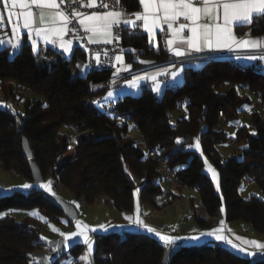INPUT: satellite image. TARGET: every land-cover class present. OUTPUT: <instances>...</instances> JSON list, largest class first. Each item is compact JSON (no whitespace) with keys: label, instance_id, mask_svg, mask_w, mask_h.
Returning a JSON list of instances; mask_svg holds the SVG:
<instances>
[{"label":"trees","instance_id":"16d2710c","mask_svg":"<svg viewBox=\"0 0 264 264\" xmlns=\"http://www.w3.org/2000/svg\"><path fill=\"white\" fill-rule=\"evenodd\" d=\"M122 1L129 12L140 7L139 0ZM246 29L262 35L264 20L238 28V32L245 33ZM149 39L140 29L125 27L122 43L127 60L134 66L140 64V59L157 62L167 59L162 40L152 46ZM138 48L143 50L140 59L134 56ZM60 52L49 46H41L34 52L27 36H23L20 50L14 56L10 55V46L0 49L3 83L0 92L13 99L24 98L26 94L23 112L8 102L0 106V172L34 181L23 151L26 137L44 180L60 181L65 192L89 207L104 197L121 211L133 212L138 200L142 205L163 210L181 198L182 194H174V190L193 188L199 193L201 206L195 207V198L191 206L194 220L201 227L211 226L225 213L227 221L243 222L264 236V196L244 198L240 193L248 177L264 193V111H255L252 123L246 120L234 132L239 146L247 147L242 157L225 158L218 150V145L229 142L228 133L220 128L223 124L220 112L225 119L239 121L245 105L250 108L257 100L233 83L259 92L264 103V73L254 67L241 69L226 60L208 61L200 68L186 66L183 84L167 88L160 97L143 86L138 95H125L115 101L119 110L136 121L139 131H134L130 125L95 108L94 101H102L113 88V73L88 70L81 75L77 65L87 63V50L78 46L72 57ZM223 82L230 86L219 90L217 85ZM183 99L185 113L175 117ZM168 113L175 123L169 121ZM67 126L77 133L78 145L74 157L61 163L60 155L70 149L71 135L64 130ZM131 130L138 135L137 139L130 134ZM86 133L89 135L85 136ZM196 138L203 155L220 174L219 186L205 172V157L188 147L195 144ZM161 158L176 173L181 186L169 187ZM46 195L45 189L35 186L0 194V213L36 209L61 224L63 212ZM42 230L38 219L30 215L22 223L13 216L0 218V264H36L34 256L45 247L40 239ZM94 238L95 264H163L168 250L167 264H264L213 243L184 244L171 249L160 239L138 231L98 233ZM85 248L82 242L72 245L54 264H62L70 256L79 258Z\"/></svg>","mask_w":264,"mask_h":264},{"label":"snow or ice","instance_id":"6c2138e0","mask_svg":"<svg viewBox=\"0 0 264 264\" xmlns=\"http://www.w3.org/2000/svg\"><path fill=\"white\" fill-rule=\"evenodd\" d=\"M97 3V0H88L85 4L84 0H0V5H3L6 10L15 8L16 6L28 7L35 6L38 11H25L23 13H13L8 10L7 15L9 21L13 16H16L15 26L13 32L19 35V28L28 30V38L31 41L33 51H38V41L33 36L43 40L45 43H51L54 46H59L61 55H70L72 53V41L64 40V36L70 32L76 33L80 38L78 29L71 24L72 19H77L80 26L84 28V31L91 33L88 37L90 43H111V40L107 39L111 35V29L113 26H119L121 23L129 26L133 31L137 29H143L150 35L149 43H154L155 30L159 29L164 32L171 30L173 38H166V45L172 50V53L177 56H184L190 54L188 50L194 49L195 51H202L205 47L209 51H218L227 49L233 50V45L240 48H256L264 47V37H255L250 39L238 38L234 35L233 28H244L251 26L254 22L264 20V0H139V4L142 5V12L127 13L126 10L108 11V12H95L91 15L78 12L73 5L93 7ZM119 3V0H116ZM67 4L71 11L61 9V5ZM103 8H107V3H101ZM20 16L23 17L22 24L20 23ZM134 17V19H133ZM4 21L3 14H0V23ZM142 23H137V22ZM166 26V29L165 27ZM185 30H188L191 35L185 37L182 35ZM247 35V34H246ZM105 37L103 41L99 37ZM118 38V37H115ZM0 46L12 48L10 55H16L21 46V40L15 41L9 39L7 41L0 39ZM116 61H121L122 58L119 55L114 57ZM236 59H247L249 61H255L257 59L264 60V57H256L249 55L246 57H236ZM141 63H152L150 61H140ZM102 64L100 55L97 53L95 58V66ZM94 65L92 63H85L77 65L80 69L81 75H84ZM130 68L131 65H128ZM181 65V71L183 70ZM264 72V67L259 69ZM159 75H170L173 86L179 81V74L177 72L167 73L166 70H158ZM151 79L154 84V91L160 93L162 91L160 82L157 81V75L151 77L134 76L131 80H126L125 84L129 89H137L138 84L143 79ZM114 92L108 91L105 100H112L114 98ZM98 107H104L100 101H94ZM46 106V105H45ZM10 107V106H9ZM248 106L245 105V108ZM239 123V122H233ZM131 127L134 126H129ZM197 143L195 145L189 144L188 147L199 148V138H196ZM180 142V138L177 139ZM207 163V162H206ZM208 171L212 172L213 179L216 178L215 169L211 165H207ZM23 189H31L34 187L32 184H24L21 186ZM35 187L43 188L51 192V182H37ZM243 190V189H242ZM139 191V190H137ZM55 196V193H51ZM139 211V205L137 204V212ZM4 215L0 213V216ZM131 220V226L141 228L142 230L154 234L159 237L164 243L165 247L174 249L179 246V241L187 239L193 242H199L204 237H213L215 240L225 243L233 248L234 251L241 253L242 255L252 256L253 253L247 252L246 249L234 244L232 240L223 235H217L218 229L209 230L207 233H201L199 236H193L189 238L173 237L167 234H161L155 229L144 224V222L137 216L135 219L126 217ZM223 224V221H220ZM76 227L80 231L72 232L70 234L60 233L64 237L63 244L68 246V241L71 239L72 244L75 245L77 239L83 238L81 242L87 246L88 253L92 251V242L89 237L84 233L81 225L77 222ZM87 227V226H84ZM104 227V226H101ZM54 231L58 229L53 228ZM93 231L95 229H92ZM106 230V229H105ZM75 238V239H73ZM40 239H45L41 237ZM242 239V238H240ZM248 245L254 246L258 249H264V244L258 241H246ZM61 245H57L60 248ZM81 260H87L88 255L80 257Z\"/></svg>","mask_w":264,"mask_h":264},{"label":"crops","instance_id":"0c3cea01","mask_svg":"<svg viewBox=\"0 0 264 264\" xmlns=\"http://www.w3.org/2000/svg\"><path fill=\"white\" fill-rule=\"evenodd\" d=\"M57 2L59 3V0H57ZM140 8L142 11V5H140ZM8 10L12 11L13 13H23L25 11H38L37 9H35V6L22 7L19 5L16 6L15 8H11V6H9ZM8 10H6L3 5H0V11L4 16V21L1 23L2 29L0 31H7L5 38H4L5 41H7L8 37H11V39H12V37L15 35L16 39H20L22 42L23 36H27V38H28V30L20 27L19 28V35L14 33L13 27L15 26V21L17 18H16V16H13L12 20L9 21L8 15H7ZM112 11H117V10H112ZM104 12H108V11H104ZM136 12H130L129 14L136 13ZM92 13H95V12L85 13V14L91 15ZM133 19H134V17H133ZM22 20H23V17L20 16V23L21 24H22ZM137 23H142V22L138 21ZM120 25H123L124 27H129V26H126L122 23ZM68 27H69V25H68ZM116 27L117 26H113V28L111 29V35L108 36L107 39H109L111 41L115 40V29H116ZM164 27L166 29V26H164ZM141 31L143 34H146L150 38V35L147 32H145L142 28H141ZM233 32H234V35L236 37L244 38V39H250V38H255V37H264V34H262V35L252 34L250 29H246L245 33L241 34L238 32V28L234 27ZM161 33H162V31H160L159 29L155 30V39L158 38L161 35ZM165 33H166V38H173L171 35V30H166ZM89 35H91V33H87V39H88ZM182 35L185 37H189L191 35V33L188 30H185L184 33H182ZM33 38L37 39L38 48H40L41 46H49V47H52L58 51H62L61 49H59V46H58L59 42L57 43L56 46H54L51 43H45L43 40H40L39 38H37L35 36H33ZM99 38L101 39V41H103V39H105V37H103V36H101ZM28 40H29V38H28ZM64 40L65 41H68V40L72 41V53L70 55H67V56L65 55L66 57H72L74 52H75V49L78 46L84 48L83 39H80V38L72 39L67 34L64 36ZM29 42L31 44L30 40H29ZM100 43H103V42H100ZM156 45H157V43L155 44V46ZM3 47L5 48V46H2L0 48L2 49ZM218 51L235 52L238 54L236 57H238V56L239 57H246L249 55H254L258 58L264 57V47L240 48V47H236L235 45H233L232 51H228L227 49H222V50H218ZM188 52L190 54H186L184 56H189V55L199 54V53H204V52H212V51H209L205 47L202 51H199V52L195 51L194 49L188 50ZM166 53L168 55L175 56L172 53V50L170 48H168V46L166 49ZM118 55L122 58V60L119 62L116 61L117 70H116L115 74H113V76L111 77V84L113 85V88L114 87L119 88V90H120V96L118 97V99L120 97H122L121 95H123V96H125V95H138L141 92L142 87L147 86V82H152L150 78L149 79H143L139 82L137 89H129V88H127V85L125 84V81L131 80L134 76H138V75L139 76H145V75H147V77H151L152 75H157V81L160 82L162 91L160 93H157L156 91H154V87H153V91L159 97L163 95L164 91L167 88L179 87L184 82V69H185L186 65H183L184 67H183L182 71H181V65L176 66L172 70V72H177L179 74V77H180L179 81L175 84V86H173L170 75H169L170 81H169V83H166L165 81H163V77L165 75H159L158 74V70H166V72H168V69L166 67L151 68V69L145 70L141 73H138L136 75L130 76L123 81H119L118 80L119 74H122L126 71L133 70L134 68H137V67L150 66V65L156 63L157 61H151L148 59H140V61H150L152 63H141L140 62L139 65L134 66L133 62H130L127 60L126 50H121ZM184 56H180V57H184ZM236 60L241 61L243 64H245L248 67H258V66L264 67V60H261V59H257L255 61H249L247 59H236ZM191 64H192V66H195L196 68H200L204 65V63H200V62H193ZM128 65H131V67L129 68ZM118 99H115V100H113V99L112 100L102 99V101H100V102L104 103V102H109V101H117ZM258 102H259L258 100H254L252 106L250 107L251 111H253V112L259 111ZM244 121H246V120H244ZM215 172H216V178L213 179V176L211 178L216 183V185L219 186L220 174H219L217 169L215 170ZM4 173H6L7 175H15V174H11V173L6 172V171ZM47 180H49L52 183V186H51L52 190H51V192H47V194H51V193L56 194V191L54 188V183L52 182V180L50 178H48ZM26 181H27L26 184H32L34 186L36 185L34 181H31V180H26ZM245 181H246V185L244 186L243 190H241V188H240V193H241L242 197L250 198L253 195L259 196L261 194V191H263V190H260L259 188H257L258 186L257 187L255 186L256 183L251 178L248 177L245 179ZM1 182H5V181L2 180ZM185 189H189L188 192H191L193 188H182L181 190H174V192H175L174 194H182L181 197H183L184 196L183 193L185 192ZM194 190L197 191L196 189H194ZM60 196L63 197L65 200L75 204V206L77 207V209L79 211V217L76 219V221L73 224H70V222L65 217H62V218H60L61 224H58V225L63 226V224L65 222L69 225L70 228L75 229L77 222H79L84 233L89 235L91 238L94 237L95 234H98V233L138 231V232L147 233L153 237L160 239L159 237L155 236L154 234L148 233V232L142 230L141 228L131 226V220L126 219V217L135 219L138 216L139 219H141L144 222V224L155 229L156 231L160 232L161 234H167V235L173 236V237L189 238V237H193V236H199L201 233H207L209 230L218 229L220 231L217 232V235H223V236L227 237L228 239L232 240V242L234 244L246 249L247 252L254 254L252 256H246V255H244V256L249 257L253 260L254 257L264 253V249H258L256 247L248 245L246 243V241L255 240V241L260 242L261 244H264V236L258 234L254 229L250 228L247 224H245L243 222H238V221L237 222H229V221H227V219L225 217V213H224L223 217H221L219 220L215 221L211 226L205 227V228L201 227L196 220H193V221H196V223L193 221L184 222L185 216L191 215L194 213L192 206H190V202H188L186 204L187 207L185 208L186 209L185 214L183 216H178V218L175 220V222H173V224L170 227L168 224H171V223L168 221L161 223V222H159V220L158 221L154 220V214H152V212H151L152 217L150 219H146L144 216L146 207L144 205H142L139 202V200L137 201L135 209L133 212L127 211V213H132V214H123L125 211H121V210L117 209L110 202H106L103 205L96 204L94 206L89 207L83 201L77 200L72 194H69L67 192L60 195ZM263 196H264V193H263ZM167 198H168V195L163 197L160 202H163ZM137 204L139 205V211L138 212H137ZM200 206H201V202L199 200L198 203H195V207L200 208ZM150 207H152V206H150ZM155 210H157V209H155ZM155 210H153V211H155ZM163 210H160V211H163ZM146 214H148V213H146ZM123 215H126V216H123ZM201 216L206 217V215L202 214V213H201ZM83 220L86 221L85 224L83 223ZM220 221H223V224H221ZM166 222H168V223H166ZM84 226H87V227H84ZM101 226H104V227H101ZM130 228H132V229H130ZM92 229H95V230L93 231ZM76 231H80V229L76 230ZM240 238H242V239H240ZM59 239H64V237H62L60 234L59 235L56 234L54 236H50L46 240H59ZM90 240H92V239H90ZM68 242H69L68 246H66L67 251L72 246V241H68ZM203 243L218 244V245H221L225 248L232 250L235 253L241 254L237 251H234L231 246L226 245L223 242L217 241L213 237H204L198 243L187 240V239H182L181 241H179V246L184 245V244L190 245V244H203ZM176 248H174V249H176ZM48 250H50V248L48 246H46L43 248V250L41 252H38V253H46ZM94 250L95 249H92V251L89 254H94ZM75 264H78V263H75Z\"/></svg>","mask_w":264,"mask_h":264},{"label":"built area","instance_id":"2783aa9c","mask_svg":"<svg viewBox=\"0 0 264 264\" xmlns=\"http://www.w3.org/2000/svg\"><path fill=\"white\" fill-rule=\"evenodd\" d=\"M59 2H60V0H59ZM102 2L107 3L108 7L103 8L101 6ZM84 3L87 4L88 0H84ZM72 7L75 8L78 12L84 13V14L85 13H91V12H104V11H112V10L119 11L121 9L126 10L127 13H130L127 6L125 5V3H123L122 0H119L118 4L116 3V0H97L96 5L93 7L77 6V5H73ZM61 9H64L66 11L72 10L71 8H68L67 4L61 5ZM137 12H142L140 7L137 10ZM73 25H75V27L78 29L80 39H83V41H84V48L88 52L87 63H92L94 65L90 70L91 71L109 70L113 74H115L117 67H116V60L114 59V57L116 55H118L121 50H124L122 38H123V32H124L125 27L123 25H119L116 27L115 37H118V38H115V40L111 41V43H90L87 39V32H85L84 29L82 28V26L79 25L77 19H72L71 24H69V28H71ZM68 36L72 39H78L77 34L73 33V32L68 33ZM158 39L162 40L163 47L166 51L167 45H166V33H165V31L162 32L161 35L158 38H156L154 40V43H152L151 45L155 46V44L158 42ZM97 53H99L100 60L102 62V64L98 67L95 66V58H96ZM142 53H143V50L141 48L135 49V51H134L135 58L140 59ZM237 55L238 54L235 52H222V51L204 52V53L193 54V55L184 56V57H177V56H172V55L167 54L168 57L165 60L158 61V62H156L150 66H147V67H137V68H134L133 70L126 71L122 74H119L118 80L123 81L130 76L136 75V74L141 73L145 70L155 68V67H166L168 69L167 73L170 74L172 72V70L176 66H179V65L188 66V65H192L191 63H193V62H200V63L205 64L206 62L213 61V60H226L228 63L233 64V65H235L241 69H246L248 66L243 64L241 61L236 60ZM254 68L256 71H258L260 73H264V72L259 70L261 68V66L254 67ZM163 81H165L166 83H169V81H170L169 75H165L163 77ZM2 85H3V83L0 82V89H1ZM233 85H237L241 91L248 90V92H250V94L259 101L258 102L259 110L264 111V103L260 100V93L259 92L250 91L246 85H238L236 82H234ZM147 86L153 90L154 84H153V82H147ZM229 86H230L229 84H226L223 82V83L218 84L217 88L219 90H225ZM95 101H99V100H95ZM101 104L104 105V107H98L97 104L94 103L95 108L100 113L110 115L112 118H114L118 122L134 126L133 127L134 131H139L138 125H137L136 121L134 120V118L128 114H125L123 111L119 110L116 107L115 101H109V102H104V103L101 102ZM185 104H186L185 99L181 100L178 103V106H177V112L178 113H185ZM220 115H221L223 124L226 125L230 129V131L236 132L242 126L244 120L251 119V109L249 107L244 108L240 112V120L239 121H233V120L225 119L223 116V112H220ZM168 116H169V121L171 123H175V119L173 118V116L170 113H168ZM233 122H239V123H233ZM143 142L145 143L144 139H143ZM229 143L233 147H235V146L239 147L238 139L236 136L230 137ZM161 162L163 164V168H164V172H165V178H166L167 183L169 184V187L172 189V188H176V187L181 186L182 185L181 181L177 177L176 173L171 168L168 167L166 160L161 158ZM11 174H13V173H11ZM138 180L140 182L144 181L143 178H138ZM2 185L6 186L7 183L4 182V183H2ZM54 188H55L56 194H58V195L62 194L63 184L60 181H57L54 183ZM106 202L112 203V201H106V198H104V197H100L97 200V204H99V205H103ZM193 220H194L193 214L187 215L184 218V222H191ZM43 255H47V253H38L34 257L37 260L39 257H41Z\"/></svg>","mask_w":264,"mask_h":264},{"label":"rangeland","instance_id":"374dc122","mask_svg":"<svg viewBox=\"0 0 264 264\" xmlns=\"http://www.w3.org/2000/svg\"><path fill=\"white\" fill-rule=\"evenodd\" d=\"M0 14H2L1 11H0ZM1 29H2V26H1V23H0V30ZM6 33H7V31H0V39L4 40ZM9 39H11V37H8L7 40H9ZM11 40L15 41L16 40V36L14 35ZM0 47H2V46H0ZM12 51L13 50L11 48V52ZM111 91L114 92V94L118 93V95H114V98H112V99L113 100L118 99V97L120 96L119 88H115L114 87V88H112ZM121 96H123V95H121ZM25 98H26V94H25L24 98H19V96H16L15 99H13L12 97L7 98L4 93L0 92V106L4 107V106H6V103L8 102V103L12 104V106H13V108L15 110L23 112V105L25 103ZM253 113L254 112L251 111V119L253 117L252 116ZM174 116L175 117H179L180 114L175 112ZM247 122L252 123V121L250 119ZM220 128L228 133L229 138L230 137H235V133L233 131H230V129L226 125L221 124ZM64 130L68 131L70 133L71 139H70V149L67 152H65L62 155H60V157H59V162H61V163L70 161L74 157L75 152H76V147L78 145V137H77V134L75 133V131L71 127H68V126L65 127ZM130 134L135 139L138 138V135L135 132H133L132 130L130 131ZM87 135H89V134L86 133L85 136H87ZM198 142H199V148L192 147V149L200 152L203 155L200 141H198ZM196 143H197V141L195 142V144ZM246 148H247L246 145L239 146V147H236V146L233 147L229 142L221 143L220 145H218V150L220 151V153L225 158L229 157V156H232V155H237L238 157H242L244 155V150ZM204 157H205V162H207L206 165H205V172L208 173L212 177L213 176L212 172L208 171L207 165H211V167L213 169H215V167L212 164V161L208 157H206V156H204ZM4 172L5 171H1L0 172V194L1 195L10 194V193H13L16 190L26 191L25 189H23L21 187L22 185L26 184V182H27L26 179H24L20 175H7ZM2 180L5 181V183H7L6 186L2 185V183H4V182H1ZM48 181L49 180H43V181H39V182H48ZM35 184H37V182H35ZM245 185H246V181L244 180L242 185H241V190L244 188ZM51 186H52V183H51ZM163 186H164V184H163ZM255 186L256 187L258 186L257 188L262 190V188L258 184H255ZM51 190H52V187H51ZM188 191H189V189H185V192L183 193L184 196L181 197L180 199H178L174 204L167 206L163 211L155 210L154 208L150 207L149 205L148 206L144 205L146 207L145 208V214H144L145 218L146 219H150L152 217L151 216V212H152V214H154V220H156V221L159 220V222H161V223H163L165 221H168V222L171 223V224H168L171 227V225L173 224V222H175V220L178 218V216H183L185 214V210H186L185 208L187 207L186 204L188 202H190V206L192 205V198H195V200H194L195 203H198V201H199V193H198V191H195L194 189H192L191 192H188ZM47 192H49V191H47ZM64 193H66V192L63 189L62 194H64ZM259 197H263V191H261V194L259 195ZM153 210H155V211H153ZM146 213H148V214H146ZM3 214L4 215L0 216V218H2L4 216H13L16 219V221L19 222V223H22L25 220V218L27 216H29V215L34 217V218H37L38 221L41 223V225L43 227L42 237L45 238L43 240H46L50 236H54L56 234L59 235L61 232L65 233V234H70L72 232H76V230H79L77 227L75 229L74 228H70L69 225L67 223H65V222H64L63 226H59L57 223H55L54 221L49 220L46 216H44L40 211H38L36 209L35 210H31V211L14 209V210L5 211V212H3ZM123 214H132V213H127V211H125ZM123 216H126V215H123ZM168 222H166V223H168ZM193 222L196 223V221H193ZM83 223L85 224L86 221L83 220ZM53 228L58 229V231H54ZM130 229H132V228H130ZM87 236L89 237V239H92L91 240L92 249H95V246H96V242H95V238H94L95 236L92 237V238L89 235H87ZM73 239H75V238H73ZM82 239H83L82 237L80 239H77L76 243L81 242ZM69 241H72V240L70 239ZM84 251L85 252L81 256H84L85 254H87L88 255V259L87 260H81L80 258L76 259V258H73V257L70 256L68 258H65L62 261V264H75V263L88 264L90 262L91 256L93 254H89L88 253L87 246H86Z\"/></svg>","mask_w":264,"mask_h":264},{"label":"water","instance_id":"95a60500","mask_svg":"<svg viewBox=\"0 0 264 264\" xmlns=\"http://www.w3.org/2000/svg\"><path fill=\"white\" fill-rule=\"evenodd\" d=\"M19 128H21V125H19ZM23 151L26 157L29 159L30 168L33 174L34 182L43 181L44 175L42 173V170L39 164L34 159L33 150L30 146L29 140L26 137L23 138ZM46 198L49 201H51L54 205H56L63 212L64 217L69 222H75L76 219L79 217V211L77 207L75 206V204L65 200L60 195L55 194V196H53L52 194H47ZM63 241L64 239L43 240L45 247L48 246L50 250L46 252L47 255H43L39 257L35 261V263L36 264H54L57 261H59L62 258V256L67 252L66 246H64ZM57 245H61V247L57 248ZM169 256H170V250L166 251L164 259H163V264H167L169 260ZM252 261L254 263L264 261V253L254 257ZM89 264H95V254L91 256V260Z\"/></svg>","mask_w":264,"mask_h":264}]
</instances>
